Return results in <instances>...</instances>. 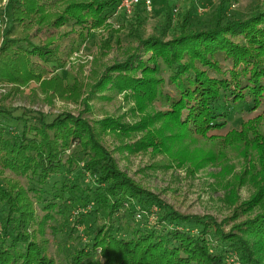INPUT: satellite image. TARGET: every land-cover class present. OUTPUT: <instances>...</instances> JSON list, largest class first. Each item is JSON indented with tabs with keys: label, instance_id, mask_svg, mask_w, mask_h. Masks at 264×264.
Segmentation results:
<instances>
[{
	"label": "trees",
	"instance_id": "trees-1",
	"mask_svg": "<svg viewBox=\"0 0 264 264\" xmlns=\"http://www.w3.org/2000/svg\"><path fill=\"white\" fill-rule=\"evenodd\" d=\"M53 2L57 11L46 16L48 0H8L11 23L1 33L0 81H38L45 68L42 62L56 60L55 50L49 49L51 42L35 45L26 37L11 38L17 24L41 23L44 17H53L49 26L71 24L89 34L106 23L114 0ZM140 8L133 7L135 12ZM187 22L188 15L171 39H138L135 51L125 61L107 67L98 80V89L110 82L118 91L128 90L139 112L154 101L163 104L156 116H143L140 124L128 126L111 117L91 122L70 113L48 120L29 111L32 119L30 115L12 117L13 112L8 114L0 107L1 120L11 117L21 122L14 136L0 131V170L15 177L35 178L41 187L53 185L64 164L74 179L82 173L90 177L80 197L86 211L76 212L72 221L67 219L63 225L67 235L81 227L90 238L69 249L65 264H264V185L221 221L211 215L182 214L128 177L100 139L106 132L134 134L147 126L146 122L152 123L154 116L153 121L163 120L161 128L168 133L161 128L147 130L133 143V149L169 153L170 145L196 137L233 145L243 140L242 129L213 133L222 132L230 114L222 103L247 100V111L264 112V8L242 20L218 17L199 31ZM31 57H38L41 64ZM70 88L76 91L79 86ZM258 137L255 142L262 143L264 139ZM73 146L77 150L69 152ZM175 153L172 159L183 164L179 152ZM211 158L204 161L216 160ZM66 181L62 180L57 192L79 190L74 181ZM42 191L34 192L35 201L43 204L42 217L37 219L30 191L18 179L0 176V264H61L49 251V239L43 238L47 222L53 232L56 227L49 223L53 203L42 198ZM136 203L143 210L157 207L153 225L148 221L128 225L127 217L133 218L132 204ZM121 225L130 232L122 231Z\"/></svg>",
	"mask_w": 264,
	"mask_h": 264
},
{
	"label": "rangeland",
	"instance_id": "rangeland-1",
	"mask_svg": "<svg viewBox=\"0 0 264 264\" xmlns=\"http://www.w3.org/2000/svg\"><path fill=\"white\" fill-rule=\"evenodd\" d=\"M72 1L74 0H67L69 3ZM120 1L114 0L106 23L92 29L89 34H86L85 29L71 24L58 28L49 26L53 17H44L41 23L29 22L25 26L17 24L11 38L20 40L26 37L35 45L51 42L49 49L55 50L56 60L42 62V67L45 68L38 81L30 80L27 84L0 81V107L8 114L13 112L12 117L30 115L32 119L33 115L29 112H37L48 120L60 113H70L91 122L111 117L128 126L140 124L143 116H156L164 108L163 104L154 101L143 112H139L128 90L118 91L110 82L98 89V80L107 67L125 61L135 51L138 39L151 36L171 39L186 15L188 26L199 31L213 25L218 17L222 21L233 18L242 20L264 8V0H151L148 9L140 8L135 12L133 7L128 11L117 8ZM7 4L8 0H0V43L2 31L11 23ZM46 4V16L57 11L53 0H48ZM64 5L65 2L59 9ZM108 24L112 27L109 28ZM31 58L37 65L41 64L38 57ZM163 75L166 77L167 71ZM72 85L79 86V89L72 91ZM247 102L241 101L234 105L222 103V107L230 114L222 132L213 133L223 135L225 131L242 129L243 140L233 145L196 137L185 139L181 145H170L169 153L133 149V143L141 139L147 130H159L163 125L161 119L153 121L154 116L150 120L152 123L146 122L147 126L134 134L121 136L106 132L100 139L128 177L177 212L211 215L221 221L231 214L236 205L249 200L258 192V187L264 185V148H260V145H264V140L262 143L258 141L260 145L255 142L257 136L264 139V112L262 109L247 111ZM1 119L0 131L6 136H14L20 130V120L15 122L11 117ZM163 132L168 133L165 130ZM177 132L174 129V133ZM76 150L77 147L73 146L69 152ZM178 152V159L183 158V164L179 165L172 159V155ZM204 156H211V159L214 157L216 160L204 161ZM66 170L67 164H64L55 183L43 187L30 176L15 177L7 170H0L1 177L18 179L30 191L34 201V192L41 189L42 198L53 203L51 205L54 212L49 223L56 227V231L49 229L47 222L43 238L47 241L49 239V251L61 264H65L69 249L86 243L90 238L81 227L69 235L68 229L63 228L66 220L72 221L76 212L86 211L80 197L85 193L83 189L91 182L86 173L74 179ZM63 179L67 183L74 181L79 190H72L69 194L66 191L57 192ZM60 194H63L61 198L57 196ZM262 203L264 204V195ZM140 206L132 204L135 212L133 218L127 217L128 225H141L149 222L150 218L155 219L157 207L143 210ZM42 207V203H35L37 219L42 217ZM69 208L70 214L67 213ZM137 213L141 214L140 218H137ZM155 221L149 224L153 225ZM100 223L102 222L98 220V224ZM121 228L126 233L130 232L129 227L121 225Z\"/></svg>",
	"mask_w": 264,
	"mask_h": 264
},
{
	"label": "built area",
	"instance_id": "built-area-1",
	"mask_svg": "<svg viewBox=\"0 0 264 264\" xmlns=\"http://www.w3.org/2000/svg\"><path fill=\"white\" fill-rule=\"evenodd\" d=\"M151 0H121L117 8H124V10L128 11L131 7H134L136 5H140L143 8H149ZM141 214L137 213V218H140ZM153 221L151 218L149 219V222Z\"/></svg>",
	"mask_w": 264,
	"mask_h": 264
}]
</instances>
